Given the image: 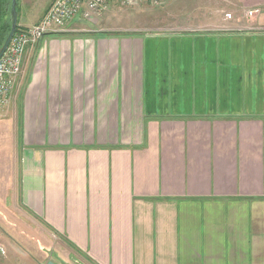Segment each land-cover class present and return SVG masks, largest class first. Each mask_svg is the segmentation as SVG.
Returning a JSON list of instances; mask_svg holds the SVG:
<instances>
[{"label": "crops", "instance_id": "0c3cea01", "mask_svg": "<svg viewBox=\"0 0 264 264\" xmlns=\"http://www.w3.org/2000/svg\"><path fill=\"white\" fill-rule=\"evenodd\" d=\"M205 1L230 12L156 32L114 5L26 49L0 111V264H264V0ZM54 2L18 0V26Z\"/></svg>", "mask_w": 264, "mask_h": 264}, {"label": "built area", "instance_id": "2783aa9c", "mask_svg": "<svg viewBox=\"0 0 264 264\" xmlns=\"http://www.w3.org/2000/svg\"><path fill=\"white\" fill-rule=\"evenodd\" d=\"M141 3L163 5L162 0H55L39 24L16 32L0 58V111L8 104L15 79L22 73L26 49L30 45L49 34L65 32L75 21L95 23L114 5L130 8ZM259 13V9H254L248 12V16L255 17ZM226 18L231 19L232 16L229 14ZM0 251L3 253L2 248Z\"/></svg>", "mask_w": 264, "mask_h": 264}, {"label": "rangeland", "instance_id": "374dc122", "mask_svg": "<svg viewBox=\"0 0 264 264\" xmlns=\"http://www.w3.org/2000/svg\"><path fill=\"white\" fill-rule=\"evenodd\" d=\"M162 1L163 5L160 6H153L147 3H141L138 6L136 5L130 8L117 6L115 11H118V13H112L110 18L116 22L126 23L135 27H145L156 32L167 31L176 33L181 32L179 30L182 29V27L194 26L195 24H193V22L196 21V19L199 21L200 15L203 12L210 11V13H212L217 12V10L222 11L223 14L226 13V11L230 12L227 8L228 6L222 2L212 4L205 0ZM79 24L82 26L80 30L85 32L87 30H99L100 28V23H97V21H95V23L80 22ZM176 27L180 29L174 30Z\"/></svg>", "mask_w": 264, "mask_h": 264}, {"label": "trees", "instance_id": "16d2710c", "mask_svg": "<svg viewBox=\"0 0 264 264\" xmlns=\"http://www.w3.org/2000/svg\"><path fill=\"white\" fill-rule=\"evenodd\" d=\"M11 6L12 0H0V50L3 47L7 37L11 31ZM19 29H22L19 27ZM108 35H112L114 33H107ZM54 35H65L63 33H58Z\"/></svg>", "mask_w": 264, "mask_h": 264}, {"label": "water", "instance_id": "95a60500", "mask_svg": "<svg viewBox=\"0 0 264 264\" xmlns=\"http://www.w3.org/2000/svg\"><path fill=\"white\" fill-rule=\"evenodd\" d=\"M10 19H11V31L9 36L7 37L3 47L0 50V58L5 54L6 50L8 49L14 35L19 30L18 26V0H12V6H11V13H10Z\"/></svg>", "mask_w": 264, "mask_h": 264}]
</instances>
